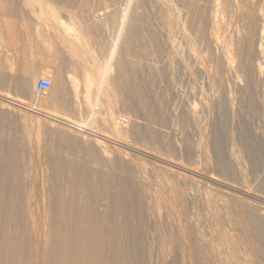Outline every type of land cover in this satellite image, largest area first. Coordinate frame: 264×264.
<instances>
[{"label":"rangeland","instance_id":"rangeland-1","mask_svg":"<svg viewBox=\"0 0 264 264\" xmlns=\"http://www.w3.org/2000/svg\"><path fill=\"white\" fill-rule=\"evenodd\" d=\"M219 1L220 0H0V7H2V9L0 8V32L6 30L10 31L12 27H16L19 33H32L35 35L36 39L43 41L45 49L51 52H57L60 46L66 47L68 54L71 55L73 60L68 71H63L62 66L56 65L54 67L55 71L50 73L2 72L1 69L5 68L2 62L6 52L5 49H2L0 46V228L2 227L4 229L5 227L6 230L8 229L6 231L7 236L11 232L13 234L9 235L11 238L13 236L17 237L18 235L21 238L22 235L26 234L23 238L24 240L26 239L25 242L28 241L29 246L32 244L31 241L33 242L31 247L35 249V251L33 250L35 256L39 253L38 245L47 247L50 254L51 252L49 249L52 250L54 245L53 238L57 236V233H54L58 228L57 226H59L62 231L66 230L68 226L72 232V228H75L74 218H76L75 220L78 222L79 217L77 215H80V211L77 213L76 211L80 208L81 215L86 220L85 222H88V225L90 224L89 227L91 226V230H93L92 228L96 225L94 222H97L96 219H98L100 214H103L107 228L111 226L115 227V225L121 226V234L119 233L121 238L119 234L117 238L120 241L117 240V244L121 246L113 242L115 247L112 245L111 247L114 249L110 247V251H114L116 247L119 246L116 252L119 254L123 253L122 259L124 264H196L198 258L201 259L203 255L206 256L205 253L208 255L206 256L207 259L202 258L198 262L199 264H222L220 261L216 263L217 258L215 255H212L211 251L213 250L210 249L213 246L217 247L215 251L220 253L223 252L221 255L224 254L222 256V259L224 258V264H232V261L230 263V259L232 260L230 246H234L235 244L238 246H234L235 249L237 250L238 248L239 250V252L238 250L236 252L238 257H244H242L243 259L241 257V259L238 258L240 264H248V260L250 264H260L262 261V263H264V247L259 248L262 240H258L259 244H255L258 250H255L256 253L254 254H252L253 251L247 249L248 246L246 242H244L247 236L250 237V239L253 238L251 240L255 242L257 241L256 238L259 239L260 236L262 237L264 235V232L261 233L260 231V229L264 230V206H262L264 204V0H223L220 1L221 3ZM162 4L167 8H163ZM246 6L247 8H245ZM253 6L255 9H252ZM242 11L243 13H241ZM245 14H249L248 17H246L247 15L245 16ZM170 15L171 18L169 21L167 19H169ZM180 15L184 16L181 17ZM172 17H175V19ZM187 18H189V20ZM243 20L245 22H242ZM261 20L263 23H260L262 22ZM168 22L170 23L168 24ZM188 22H190V24ZM67 23H69L68 25L71 24L74 28L76 27L75 30H77L76 33L78 35H76L75 38L63 32L62 25ZM171 23L176 25L173 26ZM226 23L227 25L229 23V25L227 26ZM173 27L176 28L173 29ZM199 29H201L200 31L204 29V32L206 30L208 34H206V32L197 33ZM234 30L236 32H234ZM245 34L248 35L245 36ZM197 35H199L198 38L202 40L199 43L196 42L198 41V38L196 40ZM200 35L204 37L201 38ZM77 36L79 39L77 38L76 40ZM203 38L207 42H205ZM194 40L196 41L194 42ZM236 40H240L239 42L242 40V42L236 45V42L234 43ZM193 42L194 46L192 45V48H190ZM245 43H247V48ZM238 44L240 46H238ZM168 45L169 47H167ZM232 45H234V47ZM235 45L238 49L235 48ZM193 47L195 49H193ZM226 50L229 54L224 52ZM246 52L247 54H244ZM237 53L238 56H236ZM239 53L241 55L243 54L241 59H239L241 56ZM221 54L223 57H220L222 56ZM211 58H214L212 62ZM216 58L224 59L219 61V59ZM201 60L204 64L203 66ZM243 60H245V62H241ZM222 61H224L225 64L227 63V65ZM198 62H201V66ZM220 62L224 65L221 66L222 63ZM216 64L226 68L224 71L229 69L225 71L226 73L222 71V79L225 81L221 79V74L219 77L215 75L217 69ZM240 65H244V67L241 68ZM214 67H216V69ZM192 68L194 69L191 70ZM196 69L201 72L196 71ZM211 70L214 72L212 73ZM240 70H244V73ZM88 71H91V74ZM88 74L90 76H88ZM101 74L105 77L101 76ZM70 75L75 78H81H77L79 82L78 94L74 92L71 86L69 81ZM226 75H229V77ZM85 76H87V78ZM89 77L90 80H92V87L88 89L87 86H85V82L87 85V79H89ZM216 77L217 80L219 79L225 84L222 85V87H224L223 91L221 90L222 87H219L222 83H215L214 80ZM41 78L50 79L52 81V88L46 95L37 98L34 94V87ZM24 83L25 87L23 86ZM22 86L26 88L25 91ZM139 89L144 93H142L143 97L141 94H138L141 93ZM80 92L81 95L79 94ZM135 92H137V95ZM140 96L142 98L146 97L145 99H148L147 102L143 99L144 102H139L140 99H137V97L141 98ZM222 99H224L225 102ZM86 100H88V103L91 102L94 111L90 109ZM21 101H23V104L20 103ZM222 101L223 103L221 106L220 102ZM218 102L219 104H217ZM38 108H44L49 113L58 116H69L72 122L79 124L80 127L65 125L52 120L47 115H40L37 111ZM186 109L188 110L186 111ZM220 110H222L223 113ZM145 111L147 116H145ZM182 114H184L183 116L185 117H183L184 120L181 122ZM189 116L193 124L189 121ZM152 117L154 120L151 119ZM117 125L119 127H117ZM149 126L153 128L152 132H150L151 134H149V131H151ZM168 126H170V128ZM91 131H95L99 135V138H96L95 134H92ZM180 131L183 133L185 132L184 134L186 135ZM141 133L142 135H140ZM150 135L156 137L150 140V137H152ZM172 135L176 138L171 137ZM163 136L165 140L164 138L161 140ZM187 136H189V140L186 139ZM170 137L171 139L174 138L173 141H175H171ZM150 142H153L154 145H152V143L150 144ZM155 142L159 144H157L158 149L155 146ZM168 143L169 145H167ZM219 144L222 145L221 148ZM149 148H153L155 153ZM183 150L188 154L183 152ZM192 151H194L195 154ZM218 152L220 153L219 155H217ZM224 156L228 157L225 158ZM186 157L189 161L191 159L192 161L188 162ZM216 159L219 160L216 161ZM162 160L163 162H160ZM222 162L223 165L226 163L225 168L224 166L220 167L222 166V164H220ZM174 165L176 166L175 168ZM170 167L171 170H168ZM177 167H179L178 170L176 169ZM236 170H238V172ZM172 172H178V174ZM160 176L161 178H159ZM180 180L181 182H179ZM242 185L244 186L241 187ZM168 186L170 189L172 188L171 190L169 189L171 192L168 190ZM175 186L180 189L178 191L179 193L180 191L182 194H184L183 192L187 193L185 194L187 197L184 195L181 199L182 201L175 202L176 200L173 198L174 192L178 190ZM202 187L204 188L202 189ZM235 187L238 190H236ZM172 190L175 191L173 192ZM226 191L230 193L226 195ZM251 192L253 193L251 194ZM198 193L200 195L202 194L204 197L202 198ZM218 193H220L221 197L218 196ZM247 193L249 194L247 195ZM231 194H233V196ZM225 195L226 197L224 198L223 196ZM234 195H242L240 198L244 197L243 199H245L247 205L252 202V205H250L256 209L257 207L255 206L259 205L260 207L258 206V208L260 211L255 209L257 213L252 208L247 209L245 203L243 205L246 208L243 206L244 209L239 208L241 207L239 206L240 204L238 202L235 204L234 202V200L239 197H235L234 199L232 198ZM205 196H207V198ZM211 196L214 198L213 200ZM208 197H210L211 200ZM171 199H174L173 203ZM215 199H218L219 202L217 200V203H214V201L216 202ZM77 202L80 203V205ZM167 202L168 204L171 203V205L166 204ZM230 202L239 206L234 205V211L230 208L231 215H229V208H227L232 205ZM255 202L257 205H255ZM76 203L82 206L84 215L82 214L81 207L77 206ZM218 203L220 206L217 205ZM180 204L181 207L179 206ZM221 204L225 205L221 206ZM87 206L88 208H86ZM172 206L177 207V211ZM217 206H219L221 210ZM75 207H78L77 210ZM212 207L216 210L214 211ZM231 207H233V205ZM85 208L86 212L89 211L88 213H84ZM260 208H262V211ZM251 209L253 211H251ZM245 210H248L249 213H247V211L245 213ZM239 211H242V213ZM170 212H173L174 216H172ZM207 212H209V214ZM254 212L256 216L255 220L252 219L255 216L250 215H254ZM71 213L76 214L74 216L77 217H74ZM239 213L242 214V216ZM57 214L60 215L58 216V218H60L59 220ZM93 214H98L99 216L97 215V218H95ZM245 214L246 217L250 215L247 217V220L251 217L252 220L250 219V221L254 220L256 222L258 218L259 220L261 219L260 221L258 220L260 223H257L258 221L256 222L259 225L254 223V221V224L251 222L249 223V220L245 222L247 221L246 217H243ZM90 215L95 218H92L94 219L92 225ZM209 215L212 217L214 216V219L212 217L210 218ZM232 215H235L236 218ZM218 216L221 217L220 219H222V222ZM180 217L182 221L179 219ZM216 217H218L219 220ZM228 217L230 220H228ZM238 217L239 219L240 217L245 219L244 221L243 219L240 220L243 225L245 224L244 226L241 225ZM11 219H15L13 222L17 225L14 224L12 225L13 227L10 226L9 229L8 222L11 223ZM51 219H57L55 221H59V224L57 223L58 225H56ZM70 219L72 222H70ZM223 219L228 222L224 223ZM232 219L233 223L231 222ZM184 220L186 221L184 222ZM214 220L216 222L218 220L219 223L217 222L216 224ZM213 221L214 225L212 224ZM237 221L238 223L234 224V222ZM68 222L70 223L68 224ZM53 223L55 227L52 226ZM65 223L68 225H64ZM73 223L74 227L71 225V228L70 224ZM176 223L179 228L177 226L175 228ZM6 224L8 227H6ZM186 224H190L189 227L191 231L194 230L195 232V235L194 233L192 234V239L194 238L196 242L192 241L196 244L199 240V243H197L198 246L196 244L197 249L192 242L195 246L194 248L198 250L195 251L198 252V254H196V259L194 255L195 252L193 253L195 249L191 247L193 245L191 244L185 248L187 245H185L180 238L178 239V233L175 232L178 229H187L188 226ZM191 224H193V228ZM237 224H239L240 228L237 227ZM3 225L5 226L3 227ZM24 226H27L26 229L29 230L27 231L28 233H31L32 228L31 235L25 233L26 229H23L25 228ZM212 226L217 228H213ZM241 226L243 228L245 226L253 228L250 230L251 232H248L249 228L247 230L246 227L245 230H247V232L244 233V231L241 230L243 229ZM259 226L260 229L258 228ZM233 227L240 229L239 232ZM167 228H170L169 232ZM216 229H218V233ZM222 230L225 231L221 234L220 232ZM14 231L16 236L14 235ZM38 231L41 232V235ZM214 231L217 234H214ZM234 231L237 232V236L233 234ZM200 232H202V235ZM36 233H38L37 236ZM53 233L55 234L54 236H52ZM224 233L228 234L225 235ZM249 233H252L251 236L253 235V237H251ZM168 234H170V236ZM239 234H241V236H239ZM254 234L258 237L254 238ZM32 235L33 239H30ZM90 235L91 237L94 236L95 231L94 234L91 233ZM164 235H167L166 239ZM196 235L199 239H197ZM215 235H219L220 237L217 239V243L216 241L211 243L216 240L215 238L217 236ZM38 236H42L43 238H41L43 240ZM227 236L229 237L227 238ZM238 236L240 238L243 237L242 240L238 238ZM200 237L203 238L204 241H201ZM224 237L228 239V243L227 241H220L223 239L225 240ZM233 237H237L236 239L239 240L235 241ZM2 239H4V237H2ZM2 239L0 238V240ZM261 239H264V237ZM9 240L10 239H8V241ZM205 241L211 243H207L210 248H208ZM35 242H40L41 244L37 243V245ZM201 242L205 243L200 244ZM218 242L222 245H219ZM34 243L36 245H34ZM169 243L170 245H168ZM215 243L217 245H214ZM25 244L26 250L29 252L27 243ZM205 244L207 246H205ZM263 244L261 247L264 246ZM175 245L176 249L174 248ZM200 245H202L204 249ZM199 246L200 248L198 249ZM221 246H223L222 249L224 250H221ZM190 247L192 248L191 250L189 249ZM214 247L212 249H215ZM201 249L205 252H199ZM26 250L23 251L22 255H24ZM246 251H248L249 254L251 252L253 256L251 254L249 255ZM258 251L259 254L263 251V254L259 255L257 253ZM116 252L114 254L112 252L109 254L110 261H114V256L117 257L118 254L116 255ZM209 253L214 257H210ZM25 254L29 255V253L26 252ZM257 254L259 259H257ZM28 255L26 258L25 256H22L23 259L21 258L22 261L25 259L24 261H26V263L24 264H36L35 261L40 259L39 256V258L33 256L35 257L34 259L29 255L33 259L29 260L30 257ZM245 256L247 257L245 258ZM208 257L211 259L209 260ZM204 259L206 262H202ZM250 260H252V262ZM29 261L33 262L29 263ZM39 263L40 262L37 264Z\"/></svg>","mask_w":264,"mask_h":264},{"label":"bare ground","instance_id":"bare-ground-1","mask_svg":"<svg viewBox=\"0 0 264 264\" xmlns=\"http://www.w3.org/2000/svg\"><path fill=\"white\" fill-rule=\"evenodd\" d=\"M162 1H163V0H162ZM167 1H168V0H167ZM215 1H216V0H215ZM220 1H223V0H220ZM220 1H219V2H220ZM169 2H170V1H169ZM224 2H225V1H224ZM226 2H227V1H226ZM1 3H2V2H1ZM33 3H34V2H33ZM220 3H221V2H220ZM171 4H172V3H171ZM247 4H248V3H247ZM35 5H36V4H35ZM45 5H46V4H45ZM162 5H163V4H162ZM214 5H215V4H214ZM223 5H224V4H223ZM250 5H251V4H250ZM170 6H171V5H170ZM162 7L165 8L166 6L164 7V5H163ZM223 7H224V6H223ZM225 7H226V6H225ZM255 7H256V6H255ZM0 8L2 9V7H0ZM166 8H167V7H166ZM169 8H170V7H169ZM171 8H172V7H171ZM245 8H247V6H246ZM257 8H258V6H257ZM259 8H260V7H259ZM161 9H162V8H161ZM250 9H251V8H250ZM252 9H255L254 6H253ZM165 10H166V9H165ZM213 10H214V9H213ZM237 10H238V9H237ZM256 10H257V9H256ZM262 10H263V9H262ZM262 10H261V12H262ZM166 11H167V10H166ZM214 11H215V10H214ZM225 11H226V10H225ZM179 12H180V11H179ZM223 12H224V11H223ZM256 12H257V11H256ZM170 13H171V12H170ZM172 13H173V12H172ZM227 13H229V12H227ZM241 13H243V11H242ZM250 13H252V12H250ZM253 13H254V12H253ZM46 14H47V13H46ZM179 14H180V13H179ZM184 14H186V13H184ZM188 14H189V13H188ZM223 14H224V13H223ZM225 14H226V13H225ZM37 15H39V14H37ZM37 15H36V16H37ZM49 15H50V14H49ZM171 15H172V14H171ZM171 15H170L169 19H167V20L170 21ZM173 15H174V14H173ZM177 15H178V14H177ZM246 15H247V14H245V16H246ZM248 15H249V14H248ZM248 15H247L246 17H248ZM261 15H262V14H261ZM261 15H260V16H261ZM40 16H42V15H40ZM180 16H181V15H180ZM183 16H184V15H183ZM183 16H181V17H183ZM186 16H187V15H186ZM38 17H39V16H38ZM167 17H168V16H167ZM212 17H213V16H212ZM218 17H219V16H218ZM228 17H229V15H228ZM256 17H258V16H256ZM172 18L175 19V17H172ZM238 18H239V16H238ZM251 18H253V17H251ZM261 18H262V17H261ZM43 19H44V17H43ZM181 19H182V18H181ZM187 19L189 20V18H187ZM229 19H230V18H229ZM232 19H233V18H232ZM249 19H250V18H249ZM254 19H255V18H254ZM258 19H260V18H258ZM60 20H61V19H60ZM171 20H172V19H171ZM235 20H236V18H235ZM240 20H241V19H240ZM176 21H177V20H176ZM183 21H184V19H183ZM220 21H221V20H220ZM257 21H258V20H257ZM261 21H262V20H261ZM165 22H166V20H165ZM174 22H175V21H174ZM233 22H234V21H233ZM242 22H245V21L243 20ZM169 23H170V22H168V24H169ZM179 23H180V21H179ZM188 23L190 24V22H188ZM212 23H213V22H212ZM214 23H215V22H214ZM231 23H232V22H231ZM255 23H257V22H255ZM260 23H263V21L260 22ZM68 24H69V23L62 25V30H63V32H64L66 35L71 36L72 38H73V37L75 38V36L78 35V34L76 33L77 30H75L76 27L74 28L73 26H71V24H70V25H68ZM171 24H172V23H171ZM173 24H174V23H173ZM173 24H172V25H173ZM184 24H185V23H184ZM221 24H222V23H221ZM242 24H243V23H242ZM244 24H245V23H244ZM247 24H248V22H247ZM247 24H246V25H247ZM249 24H250V23H249ZM175 25H176V24H175ZM175 25H173V26H175ZM179 25H180V24H179ZM179 25H178V26H179ZM187 25H188V24H187ZM226 25H227V23H226ZM228 25H229V23H228ZM228 25H227V26H228ZM253 25H254V24H253ZM255 25H256V24H255ZM257 25H258V24H257ZM167 26H168V25H167ZM169 26H170V25H169ZM212 26H213V25H212ZM260 26H261V25H260ZM58 27H59V26H58ZM176 27H177V26H176ZM176 27H173V29L176 28ZM190 27H191V26H190ZM213 27H214V26H213ZM220 27H222V26H220ZM247 27H248V25H247ZM252 27H253V26H252ZM256 27H257V26H256ZM53 28H54V27H53ZM60 28H61V27H60ZM180 28H181V27H180ZM183 28H184V27H183ZM217 28H218V27H217ZM226 28H227V27H226ZM238 28H239V27H238ZM250 28H251V27H250ZM171 29H172V27H171ZM181 29H182V28H181ZM191 29H192V28H191ZM251 29H252V28H251ZM62 30H61V31H62ZM165 30H166V29H165ZM179 30H180V29H179ZM186 30H187V29H186ZM200 30H201V29L197 30V31H198L197 33H199V32H204V31H203L204 29H203L202 31H200ZM219 30H220V29H219ZM223 30H225V29H223ZM230 30H231V29H230ZM257 30H258V29H257ZM260 30H261V29H260ZM27 31H28V30H27ZM43 31H44V30H43ZM184 31H185V30H184ZM184 31H183V32H184ZM258 31H259V30H258ZM63 32H62V33H63ZM165 32H166V31H165ZM174 32H175V31H174ZM183 32H182V33H183ZM205 32H206V30H205ZM205 32H204V33H205ZM223 32H224V31H223ZM230 32H231V31H230ZM234 32H236V31L234 30ZM234 32H233V34H234ZM246 32H247V31H246ZM246 32H245V33H246ZM253 32H254V31H253ZM256 32H257V31H256ZM259 32H260V31H259ZM18 33H19V32H18ZM21 33H22V32H21ZM27 33H28V32H27ZM179 33H181V32H179ZM231 33H232V32H231ZM22 34H23V33H22ZM183 34H184V33H183ZM189 34H190V33H189ZM195 34H196V33H195ZM199 34H200V33H199ZM206 34H208V33L206 32ZM249 34L251 35L250 31H249ZM252 34H253V33H252ZM255 34H257V33H255ZM243 35H244V34H243ZM247 35H248V34H247ZM247 35L245 34V36H247ZM258 35H259V34H258ZM183 36H184V35H183ZM187 36L189 37V35H187ZM198 36H199V35H197L196 40H197ZM233 36H235V35H233ZM233 36H232V37H233ZM245 36H244V37H245ZM255 36H257V35H255ZM259 36H261V35H259ZM263 36H264V35H263ZM184 37H185V36H184ZM188 37H187V38H188ZM200 37H201V35H200ZM202 37H204V36H202ZM202 37H201V38H202ZM206 37H207V36H206ZM228 37H229V36H228ZM241 37H242V36H241ZM252 37H253V36H252ZM77 38H78V36L76 37V40H77ZM189 38H191V37H189ZM237 38H240V37H237ZM254 38H256V37H254ZM78 39H79V38H78ZM191 39H192V38H191ZM205 39H206V38H205ZM244 39H245V38H244ZM180 40H181V39H180ZM196 40H194V42H195ZM203 40H204V38H203ZM249 40H250V39H249ZM82 41H83V40H82ZM182 41H184V40H182ZM191 41H192V40H191ZM200 41H202V40H200V39L198 38V41H196V42L199 43ZM204 41L207 42L206 40H204ZM204 41H203V42H204ZM239 41H240V40H236V41H234V43L236 42V45H237V43L240 44V43L242 42V40H241V42H239ZM257 41H258V40H257ZM194 42L191 44V47H190V48H192V45L194 44ZM205 42H204V43H205ZM246 42H247V41H246ZM254 42H255V41H254ZM258 42H259V41H258ZM168 43H169V42H168ZM173 43H174V42H173ZM180 43H181V42H180ZM232 43H233V42H232ZM250 43H251V41H250ZM250 43H249V44H250ZM196 44H197V43H196ZM239 44H238V46H240ZM243 44H244V43H243ZM246 44H247V43H245V46H246ZM254 44H255V43H254ZM185 45H186V44H185ZM236 45H235V48H237ZM47 46H48V45H47ZM173 46H174V45H173ZM189 46H190V45H189ZM193 46H194V45H193ZM196 46H197V45H196ZM196 46H195V47H196ZM232 46L234 47V45H232ZM248 46H249V45H248ZM257 46H258V45H257ZM167 47H169V45H168ZM227 47H228V46H227ZM258 47H259V46H258ZM171 48H172V47H171ZM174 48H175V46H174ZM183 48H184V47H183ZM186 48H187V47H186ZM235 48H234V49H235ZM242 48H243V47H242ZM246 48H247V46H246ZM254 48H255V47H254ZM193 49H195V48L193 47ZM237 49H238V48H237ZM237 49H235V50H237ZM244 49H245V47H244ZM228 50H229V48H228ZM240 50H241V49H240ZM248 50H249V49H248ZM251 50H252V47H251ZM253 50H254V49H253ZM183 51H184V50H183ZM193 51H194V50H193ZM242 51H243V50H242ZM245 51H246V50H245ZM169 52H170V51H169ZM169 52H168V53H169ZM177 52H178V51H177ZM224 52H227V50L224 51ZM240 52H241V51H240ZM243 52H244V51H243ZM243 52H242V53H243ZM192 53H193V52H192ZM227 53H228V52H227ZM250 53H251V52H250ZM178 54H179V53H178ZM186 54H188V53H186ZM219 54H220V53H219ZM223 54H224V53H223ZM228 54H229V53H228ZM235 54H236V53H235ZM239 54H240V53H239ZM244 54H247V52L244 53ZM248 54H249V53H248ZM193 55H194V54H193ZM221 55H222V54H221ZM226 55H227V54H226ZM240 55H241V54H240ZM242 55H243V54H242ZM242 55L239 57V59L242 58ZM194 56H195V55H194ZM197 56H198V55H197ZM215 56H216V55H215ZM230 56H232V55H230ZM236 56H238V53H237ZM244 56H245V55H244ZM249 56H250V55H249ZM169 57H170V56H169ZM220 57H223V55L220 56ZM191 58H193V57H191ZM195 58H196V57H195ZM195 58H194V59H195ZM237 58H238V57H237ZM247 58H248V57H247ZM196 59H197V58H196ZM201 59H202V58H201ZM211 59H212V58H211ZM213 59H214V58H213ZM213 59L211 60V62L213 61ZM216 59H219V61H221V60L224 59V58H222V59H221V58H216ZM169 60H171V59H169ZM173 60H174V59H173ZM202 60H203V59H202ZM202 60H201V62H202ZM229 60H230V57H229ZM232 60H233V59H232ZM207 61H208V59H207ZM209 61H210V60H209ZM216 61H217V60H216ZM219 61H218V62H219ZM249 61H250V59H249ZM201 62H198V63L200 64V66H201ZM222 62L225 64L226 59H225V62H224V61H222ZM222 62H220V63H222ZM229 62H230V61H229ZM239 62H240V61H239ZM241 62H245V60H243V61H241ZM246 62H247V60H246ZM178 63H179V62H178ZM213 63H214V62H213ZM223 63H222V65H221V64H220V65L223 66V65H224ZM237 63H238V62H237ZM169 64H170V63H169ZM172 64H174V63H172ZM206 64H207V63H206ZM210 64H212V63H210ZM238 64H239V63H238ZM240 64H242V63H240ZM243 64H244V63H243ZM245 64H246V63H245ZM193 65H194V64H193ZM196 65H197V64H196ZM203 65H204V64H203V62H202V66H203ZM216 65H217V66H216L217 69H216V67H214V68L216 69V71H215V75H217V76L219 77V75L221 74L220 76H221V79H222V71H224V69H226V68H223V67H221V66H218V64H216ZM225 65H227V63H226ZM184 66H185V65H184ZM189 66H190V65H189ZM229 66H230V63H229ZM240 66H241V68L244 67V65H243V66L240 65ZM249 66H250V65H249ZM194 67H195V66H194ZM212 67H213V66H212ZM238 67H239V66H238ZM78 68H79V67H78ZM196 68H197V67H196ZM207 68H208V67H207ZM207 68H206V69H207ZM239 68H240V67H239ZM241 68H240V69H241ZM79 69H80V68H79ZM184 69H185V67H184ZM193 69H194V68H192L191 70H193ZM200 69H201V68H200ZM211 69H212V68H211ZM227 69H228V68H227ZM230 69H231V68H230ZM85 70H86V69H85ZM201 70H202V69H201ZM203 70H204V69H203ZM228 70H229V69H228ZM228 70H225V71H228ZM244 70L246 71L245 68H244ZM244 70H243V71L240 70V71H242V73H244ZM196 71L201 72L200 70H197V69H196ZM206 71H207V70H206ZM211 71H212V70H211ZM225 71H224V73H226ZM230 71H231V70H230ZM247 71H248V70H247ZM88 72L90 73L91 71H88ZM92 72H93V71H92ZM207 72H208V71H207ZM213 72H214V71H212V73H213ZM248 72H250V71H248ZM192 73H193V72H192ZM203 73H206V72H203ZM240 73H241V72H240ZM250 73H251V72H250ZM80 74H81V73H80ZM90 74H91V73H90ZM208 74H209V72H208ZM246 74H247V73H246ZM192 75H193V74H192ZM224 75H225V74H224ZM80 76H81V75H80ZM88 76H90V75L88 74ZM97 76H98V75H97ZM101 76H103V75L101 74ZM203 76H204V74H203ZM211 76H212V74H211ZM226 76H227V75H226ZM248 76H249V74H248ZM85 77L87 78V76H85ZM92 77H94V76H92ZM99 77H100V76H99ZM99 77H98V78H99ZM103 77H105V76H103ZM205 77H206V76H205ZM212 77H213V76H212ZM223 77H224V76H223ZM227 77H229V75H228ZM245 77H246V76H245ZM250 77H251V76H250ZM77 78H78V77H77ZM77 78H75V77H73V76H71V75L69 76V81H70L71 86H72V88H73V90H74V92H75L76 94H78V88H79V82H78ZM96 78H97V77H96ZM78 79H81V78L79 77ZM94 79H95V78H94ZM213 79H214V78H213ZM224 79H225V77H224ZM226 79H227V78H226ZM103 80H104V79H103ZM216 80H217V77H216V79L214 80L216 84H218V83L220 84V82L222 83V84L219 85V87H222V85H225V84H223V82L220 81L219 79L217 80V81H219V82H217ZM222 80H223V79H222ZM247 80H248V79H247ZM250 80H251V79H250ZM134 81H135V80H134ZM209 81H210V80H209ZM214 81H213V83H214ZM223 81H225V80H223ZM248 81H249V80H248ZM104 82H105V81H104ZM104 82H103V83H104ZM192 82H193V81H192ZM250 82H252V81H250ZM80 83H81V81H80ZM96 84H97V83H96ZM80 85H81V84H80ZM93 85H94V84H93ZM192 85H193V84H192ZM23 86L25 87V83H24ZM23 86H22V87H23ZM85 86H87L88 89H89L90 87H92V80H90V77H89V79H87V85H86V82H85ZM213 86H214V85H213ZM249 86H250V85H249ZM24 87H23V88H24ZM26 87H27V86H26ZM195 87H197V86H195ZM215 87H216V86H215ZM217 87H218V85H217ZM87 88H86V89H87ZM207 88H208V87H207ZM223 88H224V87H222V89H221V88H220V89L223 91ZM250 88H251V87H250ZM25 89H26V88H24V91H25ZM196 89H197V88H196ZM213 89H214V88H213ZM220 89H219V90H220ZM248 89H249V88H248ZM139 90H140V89H139ZM139 90H138V91H139ZM215 90H216V89H215ZM79 91H80V90H79ZM138 91H137V92H138ZM137 92H135V94H136ZM139 92H141V93H138V94H141V96H142V93H143V92H142L141 90H140ZM198 92H199V91H198ZM75 93H74V94H75ZM203 93H204V92H203ZM205 93H207V92H205ZM209 93H210V92H209ZM79 94L81 95V92H80ZM143 94H144V93H143ZM196 94H197V93H196ZM219 94H220V92H219ZM80 95H79V97H80ZM136 95H137V94H136ZM208 95H210V94H208ZM220 95H221V94H220ZM223 95H224V94H223ZM223 95H222V97H223ZM84 96H85V95H84ZM86 96H88V95H86ZM141 96H140V97H141ZM204 96H205V95H204ZM88 97H89V96H88ZM88 97H86V98H88ZM142 97H143V96H142ZM142 97H141V98H138V97H137V99H140L139 102H144L143 100H146V102H147L148 99H145V98H146L145 96H144L145 98H142ZM216 97H217V96H216ZM218 98H219V97H218ZM88 99H90V98H88ZM142 99H143V100H142ZM211 99H212V98H211ZM222 100H224V99H222ZM86 101H87V103H88V100H86ZM89 101H90V100H89ZM204 101H205V100H204ZM215 101H216V100H215ZM219 101H221V100H219ZM22 102H23V101H21L20 103H22ZM137 102H138V101H137ZM224 102H225V100H224ZM112 103H113V102H112ZM222 103H223V101L220 102L221 106H222ZM22 104H23V103H22ZM88 104H89V106H90V109H92V111H94L93 106L91 105V102H89ZM139 104H140V103H139ZM201 104H202V102H201ZM210 104H212V103H210ZM217 104H219V102H218ZM225 104H226V103H225ZM113 105H114V104H113ZM111 106H112V105H111ZM141 106H142V105H141ZM144 106H145V105H144ZM214 106H215V105H214ZM225 106H226V105H225ZM204 107H205V106H204ZM217 107H218V105H217ZM88 108H89V107H88ZM143 108H144V107H143ZM143 108H142V109H143ZM220 108H221V107H220ZM209 109H210V108H209ZM224 109H225V108H224ZM113 110H114V109H113ZM145 110H146V109H145ZM187 110H188V109H186V111H187ZM217 110H218V109H217ZM37 111H38V114L43 115V116H44V115H47L49 118H51V119L54 120V121H57V122L63 123V124H65V125H71V126L74 125V126H78V127H80L79 124H76V123L72 122V120H71V118H70L69 116H58V115H55V114L49 113V112L46 111L44 108H38ZM92 111H91V112H92ZM96 111H98V110H96ZM183 111H184V110H183ZM218 111H219V110H218ZM220 111H222V110H220ZM147 112H148V111H147ZM112 113H113V112H112ZM145 113H146V111H145ZM184 113H185V112H184ZM190 113H191V112H190ZM222 113H223V111H222ZM188 114H189V113H188ZM112 115H113V114H112ZM183 115H184V114H182L181 122H182V120H184L183 117H185V116H183ZM222 115H223V114H222ZM145 116H147V113H146ZM180 116H181V115H180ZM186 116H187V115H186ZM114 117H115V114H114ZM149 117H150V114H149ZM153 117H154V115H153ZM153 117H152L151 119H153ZM156 117H157V116H156ZM156 117H155V118H156ZM112 118H113V117H112ZM146 118H147V117H146ZM158 118H159V117H158ZM179 118H180V117H179ZM189 118H190V116H189ZM201 118H202V117H201ZM195 119H196V118H195ZM113 120H114V118H113ZM115 120H116V119H115ZM153 120H154V119H153ZM158 120H159V119H158ZM160 120H161V119H160ZM188 120H189V119H188ZM191 120H192V119L190 118L189 121H191ZM201 121H202V120H201ZM149 122H151V121H149ZM152 122H153V121H152ZM161 122H162V120H161ZM161 122H159V123H161ZM165 122H166V121H165ZM145 123H146V122H145ZM154 123H155V122H154ZM191 123H192V121H191ZM40 124H41V123H40ZM113 124H114V123H113ZM117 124H118V123H117ZM149 124H150V123H149ZM192 124H193V123H192ZM114 125H115V124H114ZM145 125H146V124H145ZM151 125H152V124H151ZM156 125H157V124H156ZM156 125H155V126H156ZM166 126H167V124H166ZM194 126H195V125H194ZM194 126H193V127H194ZM117 127H119V126L117 125ZM149 127H150V126H149ZM162 127H163V125H162ZM168 127L170 128V126H168ZM143 128H144V127H143ZM146 128H148V127H146ZM166 128H167V127H166ZM169 128H168V129H169ZM149 129H151V131H149V134H151L150 132H152L153 128L150 127ZM155 129H156V128H155ZM161 129H162V128H161ZM164 129H165V128H164ZM146 130H147V129H146ZM165 130H166V129H165ZM202 130H203V128H202ZM121 131H122V130H121ZM141 132H142V131H141ZM144 132H145V130H144ZM144 132H143V133H144ZM154 132H155V130H154ZM169 132H170V131H169ZM174 132H175V131H174ZM176 132H177V131H176ZM180 132L183 133L182 131H180ZM180 132H179V133H180ZM186 132H187V131H186ZM197 132H198V131H197ZM91 133H92V134H95V137H96V138H99V135H98L95 131H91ZM138 133H139V132H138ZM147 133H148V132H147ZM156 133H157V132H156ZM158 133L161 134L160 132H158ZM162 133H164V132H162ZM167 133H168V132H167ZM184 133H185V132H184ZM184 133H183V134H184ZM135 134H136V133H135ZM144 134H145V133H144ZM149 134H148V135H149ZM153 134H154V133H153ZM153 134H152V135H153ZM165 134H166V133H165ZM176 134H177V133H176ZM183 134H182V137H183ZM195 134H196V133H195ZM200 134H201V133H200ZM140 135H142V133H141ZM145 135H146V134H145ZM152 135H150V136H152ZM156 135H158V134H156ZM169 135H170V134H169ZM184 135H186V134H184ZM201 135H202V134H201ZM203 135H204V134H203ZM158 136H159V135H158ZM164 136H165V135H164ZM164 136L162 137L161 140H163ZM176 136H177V135H176ZM180 136H181V134H180ZM189 136H190V135H189ZM189 136H187L186 139H188ZM222 136H223V135H222ZM154 137H156V136H154ZM154 137H153V136L150 137V140H151L152 138H154ZM171 137H174V136L172 135ZM171 137H170V140H171V141H173V139L176 138V137H174V138L171 139ZM178 138H179V137H178ZM184 138H185V137H184ZM157 139H158V138H157ZM179 139H180V138H179ZM190 139H191V137H190ZM218 139L220 140L219 137H218ZM153 140H155V139H153ZM164 140H165V138H164ZM168 140H169V139H168ZM168 140H167V141H168ZM188 140H189V139H188ZM192 140H193V138H192ZM219 140H218V141H219ZM155 141H156V140H155ZM174 141H175V140H174ZM174 141H173V142H174ZM177 141H178V140H177ZM177 141H176V142H177ZM184 141H185V139H184ZM190 141H191V140H190ZM168 142H169V141H168ZM193 142H194V141H193ZM193 142H192V143H193ZM216 142H217V141H216ZM151 143H152V145H154L153 142H150V144H151ZM161 143H162V142H161ZM181 143H182V141H181ZM204 143H205V142H204ZM220 143H221V142H220ZM155 144H156L155 146L157 147L158 142H157V143L155 142ZM165 144H166V142H165ZM175 144H176V143H175ZM178 144H180V143H178ZM186 144H187V142H186ZM186 144H185V146H186ZM214 144H215V143H214ZM217 144H218V143H217ZM217 144H216V145H217ZM158 145H159V144H158ZM161 145H162V144H161ZM167 145H169V143H168ZM188 145H189V144H188ZM197 145H198V144H197ZM219 145H220V144H219ZM223 145H224V144H223ZM165 146H166V145H165ZM181 146H182V144H181ZM206 146H207V145H206ZM152 147H153V146H152ZM174 147H175V146H174ZM186 147H187V146H186ZM201 147H204V146H201ZM217 147H218V145H217ZM221 147H222V145H220V148H221ZM153 148H154V147H153ZM153 148H149V149H150V150L152 149L153 152H154L155 150H154ZM162 148H163V147H162ZM180 148H181V147H180ZM190 148H191V146H190ZM157 149H158V147H157ZM157 149H156V151H157ZM192 149H193V146H192ZM192 149H190V150H192ZM203 149H205V148H203ZM215 149H216V147H215ZM215 149H214V150H215ZM187 150H188V148H187ZM190 150H189V151H190ZM194 151H195V150H194ZM194 151H192V152H194ZM201 151H202V150H201ZM218 151H219V150H218ZM153 152H151V153H153ZM183 152H185V151L183 150ZM196 152H197V151H196ZM204 152H205V150H204ZM216 152H217V151H216ZM154 153H155V152H154ZM185 153H187V152H185ZM189 153H191V152H189ZM156 154H157V153H156ZM187 154H188V153H187ZM194 154H195V152H194ZM203 154H204V153H203ZM219 154H220V153L218 152L217 155H219ZM149 155H150V154H149ZM189 155H190V154H189ZM191 155H192V154H191ZM208 155H209V154H208ZM232 155H233V154H232ZM155 156H157V155H155ZM155 156H154V157H155ZM185 156H186V154H185ZM220 156H221V155H220ZM154 157H153V158H154ZM187 157H188V155H187ZM187 157H186V158H187ZM193 157H194V156H193ZM224 157L226 158V157H228V156H224ZM159 158H160V157H159ZM159 158H158V159H159ZM172 158H173V157H172ZM189 158H190V157H189ZM201 158H202V157H201ZM207 158H208V157H207ZM160 159H161V158H160ZM195 159H196V158H195ZM166 160H168V159H166ZM169 160H170V159H169ZM175 160H176V159H175ZM186 160H188V162L192 161V159L189 161L188 158H187ZM218 160H219V159H218ZM218 160L216 159V161H218ZM220 160H222V159H220ZM235 160H236V159H235ZM172 161H173V160H172ZM224 161H226V160H224ZM232 161H233V160H232ZM160 162H163V160L160 161ZM186 162H187V161H186ZM205 162H206V161H205ZM205 162H204V163H205ZM230 162H231V161H230ZM173 163H174V162H173ZM179 163H180V162H179ZM194 163H195V161H194ZM231 163H232V162H231ZM231 163H230V164H231ZM233 163H234V162H233ZM166 164H167V163H166ZM170 164H171V163H170ZM192 164H193V162H192ZM220 164H222V166H220V167H223V166H224V168L226 167V165H225L226 163H225L224 165H223V162L220 163ZM159 165H160V164H159ZM179 165H180V164H179ZM183 165H184V164H183ZM197 165H198V160H197ZM238 165H239V164H238ZM167 166H168V165H167ZM172 166H173V164H172ZM185 166H186V165H185ZM187 166H188V164H187ZM218 166H219V165H218ZM239 166H240V165H239ZM175 167H176V166L174 165V168H175ZM190 167H191V166H190ZM204 167H205V166H204ZM204 167H203V168H204ZM220 167H219V168H220ZM235 167H236V166H235ZM164 168H165V167H164ZM164 168H163V169H164ZM172 168H173V167H172ZM178 168H179V167H177L176 169L178 170ZM181 168H182V167H181ZM195 168H196V167H195ZM219 168H218V169H219ZM163 169H162V170H163ZM220 169H223V168H220ZM220 169H219V170H220ZM235 169H236V168H235ZM166 170H167V169H166ZM168 170H171V167H170V169H168ZM172 170H175V169H172ZM197 170H198V168H197ZM210 170H212V169H210ZM224 170H225V169H224ZM224 170H223V171H224ZM226 170H227V169H226ZM241 170H242V169H241ZM163 171H164V170H163ZM202 171H203V170H202ZM204 171H205V170H204ZM206 171H207V170H206ZM228 171H229V170H228ZM228 171H226V172H228ZM236 171L238 172V170H236ZM167 172H168V171H167ZM191 172H192V171H191ZM240 172H241V171H240ZM243 172H244V171H243ZM158 173H159V172H158ZM172 173H176V174H178V172H172ZM180 173H181V172H180ZM213 173H214V172H213ZM159 174H160V173H159ZM161 174H162V173H161ZM204 174H205V173H204ZM226 174H227V173H226ZM174 175H175V174H174ZM179 175H180V174H179ZM196 175H197V174H196ZM227 175H229V174H227ZM234 175H235V174H234ZM200 176H201V175H200ZM224 176H225V174H224ZM235 176H237V175H235ZM169 177H170V175H169ZM213 177H214V176H213ZM216 177H217V176H216ZM218 177H219V176H218ZM159 178H161V176H160ZM173 178H174V177H173ZM179 178H180V177H179ZM181 178H182V177H181ZM210 178H211V177H210ZM242 178H243V177H242ZM163 179H164V178H163ZM163 179H162V180H163ZM177 179H178V177H177ZM184 179H185V178H184ZM238 179L242 180L241 178H238ZM162 180H161V181H162ZM165 180H166V179H165ZM185 180H186V179H185ZM216 180H217V179H216ZM163 181H164V180H163ZM182 181H183V179H182ZM186 181H187V180H186ZM199 181H200V180H199ZM221 181H222V180H221ZM246 181H247V180H246ZM166 182H167V181H166ZM168 182H169V181H168ZM175 182H176V180H175ZM179 182H181V180H180ZM184 182H185V181H184ZM197 182H198V181H197ZM247 182H248V181H247ZM164 183H165V182H164ZM170 183H171V182H170ZM186 183H187V182H186ZM242 184H244V183H242ZM167 185H168V184H167ZM172 185H173V184H172ZM172 185H171V187H172ZM175 185H176V184H175ZM200 185H201V184H200ZM230 185H231V183H230ZM232 185H233V184H232ZM244 185H245V184H244ZM244 185H242L241 187H243ZM177 186H178V185H177ZM209 186H210V185H209ZM212 186H214V185H212ZM168 187H169V186H168ZM175 187H176V186H175ZM199 187H200V186H199ZM232 187H233V186H232ZM232 187H231V188H232ZM239 187H240V186H239ZM173 188H174V186H173ZM176 188L178 189V190H176L177 192H176L175 190H174L175 192L172 190V191L174 192V194H173V198L176 200L175 202H177V201H182L181 199H182V198L184 197V195L187 194V193H185V192H183V191H182V192H183L184 194H182L181 191H180V193H179L178 191H179L180 189H179L178 187H176ZM203 188H204V187H202V189H203ZM216 188H217V187H216ZM224 188H225V187H224ZM235 188H236V187H235ZM164 189H165V188H164ZM169 189H170V187L168 188V190H169ZM171 189H172V188H171ZM171 189H170V190H171ZM218 189H220V188H218ZM243 189H244V188H243ZM248 189H249V187H248ZM251 189H252V188H251ZM170 190H169V191H170ZM208 190H209V188H208ZM211 190H212V189H211ZM223 190H224V189H223ZM236 190H238V189L236 188ZM241 190H242V189H241ZM244 190H245V189H244ZM186 191H187V190H186ZM192 191H193V190H192ZM239 191H240V190H239ZM248 191H249V190H248ZM162 192H163V190H162ZM165 192H166V191H165ZM170 192H171V191H170ZM188 192H189V191H188ZM200 192H201V191H200ZM217 192H218V191H217ZM220 192H222V191H220ZM223 192H224V191H223ZM242 192H243V191H242ZM249 192H250V191H249ZM229 193H230V192H229ZM229 193L226 191L225 194L228 195ZM252 193H253V192H251V194H252ZM161 194H162V193H161ZM189 194H190V193H189ZM207 194H208V193H207ZM234 194H236V193H234ZM237 194H238V193H237ZM248 194H249V193H247V195H248ZM182 195H183V196H182ZM198 195H200V194L198 193ZM210 195H211V193H210ZM210 195H209V196H210ZM223 195H224V194H223ZM226 195L223 196V197L225 198ZM231 195L233 196V194H231ZM171 196H172V195H171ZM181 196H182V197H181ZM185 196L187 197V195H185ZM200 196H201L202 198L204 197V196H202V194H201ZM212 196H213V194H212ZM212 196H211V197H212ZM218 196H220V193H218ZM229 196H230V195H229ZM240 196H242V195H240ZM240 196H239V195H237V196L234 195V197H232V198L235 199V197H239V198H236V199L234 200V202H235V204H236V202H238V203L240 204L239 206H241V207H239L238 205L232 204L231 202H230V203L233 205V207H231L232 205L229 206V205H228L229 203L227 204V205L229 206V207H227V208H229V213H230L229 215H231L230 208L233 210V209H234V205H235V206H238L239 208H243V207H244L243 204L245 203V199H243L244 197H243V198H240ZM243 196H244V195H243ZM186 197H185V198H186ZM189 197H190V196H189ZM196 197H199V196H196ZM196 197H195V198H196ZM205 197L207 198V196H205ZM220 197H221V196H220ZM258 197H259V196H258ZM169 198H170V197H169ZM195 198H194V199H195ZM206 198H205V199H206ZM208 198L211 200L210 197H208ZM216 198H217V197H216ZM224 198H223V199H224ZM230 198H231V197H230ZM232 198H231V199H232ZM252 198H253V197H252ZM174 199H171V200H172V203H173V200H174ZM213 199H214V198L212 197V200H213ZM218 199H219V198H218ZM218 199H215L216 202L214 201V203H217V200H218ZM220 199H221V198H220ZM227 199H228V198H227ZM188 200H190V199H188ZM207 200H208V199H207ZM210 200H209V201H210ZM229 200H230V199H229ZM153 201H154V200H153ZM169 201H170V200H169ZM185 201H186V200H185ZM192 201H193V200H192ZM192 201H191V202H192ZM194 201H195V200H194ZM224 201H225V200H224ZM246 201H248V200H246ZM183 202H184V201H183ZM183 202H182V203H183ZM191 202H190V203H191ZM204 202H206V201H204ZM204 202H202V203H204ZM218 202H219V200H218ZM225 202H226V201H225ZM225 202H224V203H225ZM232 202H233V200H232ZM77 203H78V202H77ZM77 203H76V205H77ZM82 203H83V202H82ZM152 203H153V202H152ZM162 203H163V202H162ZM164 203H165V202H164ZM184 203H185V202H184ZM187 203H188V202H187ZM193 203H194V202H193ZM222 203H223V202H222ZM241 203H242V204H241ZM78 204L80 205V203H78ZM156 204H157V203H156ZM166 204H168V202H167ZM195 204H196V203H195ZM250 204L252 205V202H251ZM250 204L247 205V204L245 203V206H247V209L252 208V209H254L255 212H257L256 210H259V208H258L259 205H257L256 202H255V205H257V206H255V207H257V209L254 208L253 206H251ZM79 205H77V206H79ZM83 205H85V204H83ZM86 205H87V204H86ZM152 205H153V204H152ZM168 205H171V203L168 204ZM176 205H177V204H176ZM204 205H206V204H204ZM212 205H213V204H212ZM217 205H219V203H218ZM222 205H225V204H221V206H222ZM153 206H156V205H153ZM157 206H158V205H157ZM160 206H161V205H160ZM165 206H166V205H165ZM174 206H175V205H174ZM177 206H178V205H177ZM179 206L181 207V204H180ZM215 206H216V204H215ZM219 206H220V205H219ZM219 206H217V207H219ZM242 206H243V207H242ZM262 206H264V204H263ZM262 206H261V207H262ZM79 207H81V209H82V206H79ZM84 207H85V206H84ZM167 207H168V206H167ZM172 207H173V206H172ZM185 207H186V206H185ZM185 207H184V208H185ZM208 207H211V206H208ZM217 207H216V208H217ZM248 207H249V208H248ZM259 207H260V206H259ZM75 208H76V207H75ZM77 208H78V207H77ZM77 208H76V210H77ZM86 208H88V206H87ZM86 208L84 209V210H85L84 213H88V212H89V211L86 212ZM173 208L176 209L177 207H173ZM199 208H200V206H199ZM202 208H203V207H202ZM205 208H207V207H205ZM219 208H220V207H219ZM225 208H226V207H225ZM227 208H226V210L228 211ZM239 208H237V209L240 210ZM244 208H246V207H244ZM244 208H243V209H244ZM78 209H79L78 211H76V210L74 209V210L76 211V213L80 211V215H79V214L77 215V216L79 217L78 222H76V220H75L76 218H74L75 225H74V223H73V224H70V227H71V228H72L73 225L75 226V228H72V232L70 231V228H69L68 226H67V228L64 226V227L66 228V230H64V231H62V229H61L59 226H57V227H58L57 230L54 229L56 232H54V230H53V232H54L55 234L57 233V234H56L57 236H56V238H55V237L53 238L54 240L52 239V240H53V244H54V245H53V249L51 248L52 250H50V249L48 248L49 251L51 252L50 254H49V252H48V250H47V247L42 246V245L40 246V245L37 244V243L41 244V243H40L41 240H40V242H37V243L35 242V243L38 245V248H39V249H38V252H39V253L37 252L38 255H36L37 258L40 257V259H37V258H36L37 261L40 262L39 264H124V263H123V259H122V258H123V256H122L123 253L121 252L122 250L119 251V252L122 253V254H119V253L116 252V249H118L119 246H121V245L117 244L118 234H119V233L121 234V226H120V225H115V227H112V226H111L110 228H107L106 225H105V222H106V221H105V219H104L103 214H100V216H99L98 214H93V216L95 215V218H97V215H98L99 217H98V219H96L97 222H94L96 225L94 226V228H92L93 230H91V228H90L91 226L89 227L90 224L88 225V222H87V223L85 222L86 220H85L84 217L81 215V210H80V208H78ZM212 209H213V207H212ZM243 209H242V211H243ZM252 209H251V211H253ZM255 209H256V210H255ZM260 209H261V211H262V208H260ZM17 210H19V209H17ZM25 210H26V208H25ZM68 210H69V209H68ZM87 210H90V209H87ZM155 210H156V209H155ZM166 210H167V209H166ZM169 210H170V208H169ZM178 210L180 211L179 208H178ZM181 210H182V209H181ZM213 210H214V209H213ZM215 210H216V209H215ZM215 210H214V211H215ZM220 210H221V208H220ZM223 210H225V209H223ZM235 210H236V209H235ZM14 211H15V210H14ZM59 211H60V209H59ZM70 211H71V210H70ZM92 211H94V210H92ZM176 211H177V209H176ZM203 211H204V210H203ZM205 211H206V210H205ZM233 211H234V210H233ZM242 211H241V212L239 211V212L242 213ZM246 211H247V213H249L248 210H245L244 212L246 213ZM259 211H260V210H259ZM60 212H61V211H60ZM168 212H169V211H168ZM217 212H218V211H217ZM255 212H254V215H252V214H253L252 212H251L252 214H250V215H251V216H255ZM263 212H264V211H263ZM15 213H16V212H15ZM31 213H32V212H31ZM91 213H95V212H91ZM91 213H90V214H91ZM98 213H99V211H98ZM170 213H171L172 216H174V215H173V212H170ZM207 213L209 214V212H207ZM221 213H222V211H221ZM224 213H225V212H224ZM226 213H227V212H226ZM240 213H239V214H240ZM257 213H258V212H257ZM259 213H260V212H259ZM13 214H14V213H13ZM23 214H24V213H23ZM25 214H26V213H25ZM59 214H60V213H59ZM71 214H73V213H71ZM82 214H83V209H82ZM165 214H166V213H165ZM174 214H175V212H174ZM200 214H202V213H200ZM214 214H215V213H214ZM214 214H213V215H214ZM217 214H218V213H217ZM222 214H223V213H222ZM234 214H235V213H234ZM237 214H238V212H237ZM260 214H261V213H260ZM260 214H259V215H260ZM14 215H15V214H14ZM21 215H22V214H21ZM74 215H76V214H73V216H74ZM83 215H84V214H83ZM86 215H87V214H86ZM154 215H155V214H154ZM171 215H170V216H171ZM175 215H176V214H175ZM227 215H228V214H227ZM240 215L242 216V214H240ZM250 215H248L247 217H249ZM48 216H49V215H48ZM58 216H60V215L57 214V218H58ZM64 216H65V215H64ZM77 216H74V217H77ZM90 216H91V215H90ZM149 216H150V215H149ZM178 216H179V215H178ZM200 216H201V215H200ZM204 216H205V215H204ZM209 216H210V215H209ZM219 216H220V213H219ZM219 216H218V217H219ZM232 216H233V215H232ZM232 216H231V217H232ZM260 216H261V215H260ZM85 217H86V216H85ZM206 217H207V216H206ZM211 217H212V216H210V218H211ZM213 217H214V216H213ZM213 217H212V218H213ZM218 217H216V218L218 219ZM229 217H230V216H229ZM229 217H228V220H230V218H231V217H230V218H229ZM233 217H235V215H234ZM233 217H232V218H233ZM243 217L245 218V217H246V214H245ZM247 217H246V220H247ZM261 217H262V216H261ZM263 217H264V214H263ZM10 218H11V217H10ZM15 218H16V217H15ZM63 218H65V217H63ZM92 218H94V217L91 216V218H90V219H91V220H90V221H91V225H92L93 220L95 219V218H94V219H92ZM183 218H184V217H183ZM207 218H208V217H207ZM220 218H221V217H219V219H220ZM223 218H224V217H223ZM235 218H236V217H235ZM235 218H234V219H235ZM244 218H241V217H240V219H239V217H238L239 222H240V220H242V219H243V221H244V220H245ZM40 219H41V218H40ZM49 219H50V218H49ZM59 219H60V218H58V220H59ZM66 219H67V218H66ZM86 219H87V217H86ZM163 219H164V218H163ZM175 219H176V217H175ZM175 219H174V220H175ZM179 219H181V217H180ZM213 219H214V218H213ZM213 219H210V220H213ZM219 219H218V220H219ZM250 219H251V217H250ZM250 219L248 218L249 223H250V222L253 223V221L256 219V216L252 218V219H254L253 221H250ZM252 219H251V220H252ZM263 219H264V218H263ZM11 220H12L11 223L8 222V223H9V227H8L7 224H6V227H8L9 229H10V226H12V225L15 224V222H13V221H15V219H11ZM51 220H52V219H51ZM55 220H57V219H55ZM55 220H52V221H54V222L56 223V225H58V224H59V221L57 222V221H55ZM70 220H71V219H70ZM218 220H217V222H218ZM221 220H222V219H220V221H221ZM223 220H224V219H223ZM225 220H226V218H225ZM225 220H224V223L228 222V221H225ZM236 220H237V219H236ZM248 220L245 221V222H248ZM258 220H259V218L257 219V221H258ZM260 220H261V219H260ZM260 220H259V221H260ZM61 221H62V220H61ZM66 221H67V220H66ZM66 221H65V222H66ZM90 221H89V223H90ZM164 221H165V220H164ZM176 221H177V220H176ZM181 221H182V219H181ZM185 221H186V220H184V222H185ZM190 221H191V220H190ZM190 221H189V223H190ZM195 221H196V220H195ZM214 221H215V220H214ZM214 221L212 222V224L214 223ZM234 221H235V220H234ZM257 221H256V222H257ZM259 221H258L257 223H260ZM262 221H263V220H262ZM16 222H17V221H16ZM70 222H72V220H71ZM70 222H68V224H69ZM217 222L215 221L216 224H217ZM221 222H222V221H221ZM229 222H230V221H229ZM231 222L233 223V219L231 220ZM231 222H230V223H231ZM256 222L254 221V223H256ZM25 223H26V222H25ZM38 223H39V222H38ZM57 223H58V224H57ZM173 223H174V222H173ZM179 223H180V222H179ZM218 223H219V222H218ZM235 223H238V221H237V222H234V224H235ZM240 223H241V222H240ZM254 223H253V224H254ZM257 223H256V224H257ZM48 224H49V223H48ZM68 224L65 223L64 225H68ZM76 224H77V226H76ZM187 224H188V222H187ZM187 224H186V225H187ZM198 224H199V223H198ZM212 224H211V225H212ZM221 224H222V223H221ZM221 224H219V225H221ZM228 224H229V223H228ZM234 224H233V226H234ZM15 225H17V224H15ZM24 225H25V224H24ZM28 225H29V224H28ZM62 225H63V224H62ZM71 225H72V226H71ZM177 225H178V224L176 223V224H175V228H176ZM189 225H190V224H189ZM189 225H187L188 228L190 229V230H189V229L187 228L189 231H188L187 229H185V230L178 229L177 231H175V232L178 233V235H177V236H179L178 239L180 238V240H182L183 243H184L185 245H187L185 248H187L188 246H190V245L192 244V242L194 241V238L192 239V237H193L192 234L194 233V235H195V232H194V230L191 231V228L189 227ZM191 225H192L191 227L193 228V224H191ZM194 225H195V224H194ZM196 225H197V224H196ZM213 225H214V224H213ZM219 225H218V227H219ZM222 225H223V224H222ZM229 225H230V224H229ZM237 225H238L237 227L240 228V227H239V224H237ZM241 225L244 226L245 224L243 225V224L241 223ZM257 225H259V224H257ZM4 226H5V225H3V227H4ZM52 226H54V223L52 224ZM60 226H61V225H60ZM74 226H73V227H74ZM165 226H166V225H165ZM197 226H198V225H197ZM197 226H196V227H197ZM208 226H209V225H208ZM231 226H232V224H231ZM242 226H241V227H242ZM12 227H13V226H12ZM21 227H22V226H21ZM21 227H20V228H21ZM24 227H25V226H24ZM40 227H41V226H40ZM54 227H55V226H54ZM88 227L90 228V230H89ZM166 227H167V226H166ZM177 227H178V226H177ZM212 227H213V226H212ZM214 227H215V226H214ZM214 227H213V228H214ZM224 227H225V224H224ZM227 227H228V226H227ZM227 227H226V228H227ZM237 227H235V228L237 229ZM246 227H247V226H245L244 228L242 227L243 229H241L242 231H244V233H246L247 230H248V228H249V227H247V230H245ZM261 227H263V226H261ZM16 228H17V227H16ZM26 228H27V226H26L25 228H23V229H26ZM65 228H64V229H65ZM173 228H174V226H173ZM178 228H179V227H178ZM181 228H182V226H181ZM209 228H210V227H209ZM213 228H212V229H213ZM215 228H217V227H215ZM231 228H232V227H231ZM233 228H234V227H233ZM235 228H234V229H235ZM252 228H253V227L249 228L248 232H251L250 230H251ZM258 228L260 229V226H259ZM258 228H256V229H258ZM263 228H264V227H263ZM12 229H13V228H12ZM40 229H41V228H40ZM49 229H50V228H49ZM163 229H164V226H163ZM165 229H166V228H165ZM169 229H170V228H169ZM169 229L167 228L168 232H169ZM195 229H196V228H195ZM256 229H255V231H256ZM7 230H8V229H7ZM7 230L5 229V227H4V229H3L2 227L0 228V238L2 239V237H4V239L0 240V264H22V262H23V264H24V263H26V261H24L25 259L22 261L21 258L23 259L22 256H25V255H26L25 252H26V253H29V255H31L32 258L35 259V257H36V256H35V252H34L35 249H32L33 247H31V246H32L33 242L30 240V239H33V235L31 236L32 238L29 239V240L31 241V243H32V244L29 246V245H28V241L25 242L26 239L24 240V238H23V236H25L26 234H25V235H22V234H21V235H22L21 238H20L19 235H18L17 237H14V236H13V237L11 238V236H9V235H10V234L13 235V234H12V232H11V233H9L8 236H7V235H6V234H7V233H6ZM37 230H39V229H37ZM37 230H36V232H37ZM51 230H52V229H51ZM68 230H69V232H68ZM197 230H198V229H197ZM213 230H214V229H213ZM213 230H212V231H213ZM217 230H218V229H216V231H217ZM225 230H226V229H225ZM225 230H222L221 232H220V231H219V232L222 234V232L225 231ZM239 230H240V229H237V232H239ZM22 231H23V230H22ZM25 231H26V232H25ZM25 231H24L25 233H28L27 231H29V230L26 229ZM90 231H91V232H90ZM94 231H95V235L92 236V237H93V238H92L90 234H91V233L94 234ZM198 231H199V230H198ZM202 231H203V230H202ZM204 231H205V230H204ZM210 231H211V230H210ZM231 231H232V230H231ZM242 231H241V232H242ZM253 231H254V230H253ZM260 231H261V233L264 232L263 229H260ZM16 232H18V231H16ZM38 232H39V231H38ZM70 232H71V233H70ZM159 232H160V231H159ZM170 232H171V231H170ZM205 232H206V231H205ZM235 232H236V231H234L233 234H234V235L236 234L235 236H237V232H236V233H235ZM241 232H240V233H241ZM258 232H259V230H258ZM39 233H40V235H41V232H39ZM54 233H53L52 236L55 235ZM201 233H202V232H200V234H201ZM215 233H216V232L214 231V234H215ZM217 233H218V231H217ZM217 233H216V234H217ZM229 233H230V231H229ZM242 233H243V232H242ZM252 233H253V232H252ZM252 233H251V234H252ZM254 233H256V232H254ZM23 234H24V233H23ZM28 234H30V235L32 234V228H31V233H28ZM37 234H38V233H36V236H37ZM120 234H119V235H120ZM163 234H164V233H163ZM171 234H172V233H171ZM198 234H199V232H198ZM203 234H204V233H203ZM214 234H213V235H214ZM224 234H225V233H224ZM226 234H228V233H226ZM226 234H225V235H226ZM249 234H250V233H249ZM251 234H250V236H251ZM256 234H257V233H256ZM14 235H15V231H14ZM168 235L170 236V234H168ZM175 235H176V233H175ZM201 235H202V234H201ZM225 235H223V236H225ZM230 235H231V234H230ZM244 235H245V234H244ZM254 235H255V234H254ZM261 235H262V234H261ZM1 236H2V237H1ZM15 236H16V235H15ZM27 236H28V235H27ZM164 236H165V239H166V236H167V235H164ZM173 236H174V234H173ZM196 236H197V235H196ZM199 236H200V235H199ZM207 236H208V235H207ZM210 236H211V235H210ZM215 236H217V235H215ZM239 236H241V234H239ZM239 236H238V238H240ZM9 237H10V238H9ZM38 237H39L40 239L43 238L42 236H41L42 238H41L40 236H38ZM50 237H51V234H50ZM202 237H203V236H202ZM213 237H214V236H213ZM217 237H218V238H217ZM217 237H216V238L214 237L216 240L212 241L211 243H213V242H215V241H216V243H217V239H219L220 236L218 235ZM221 237H222V236H221ZM228 237H229V236H227V238H228ZM251 237H253V235H252ZM255 237H258V236L255 235L254 238H255ZM262 237H264V235H263ZM262 237L260 236L259 239L256 238L257 241L254 240L255 242H253V241L251 240V239H253V238L250 239V237H248V236L246 237V239H245L246 241H244V242H246V244H247V246H248L247 249L253 251L252 254L256 253L255 250H258V247L256 248V246H255V244H256V245H257V243L259 244V241H258V240H260V241L262 240V242H261L259 248H263V247H264V246L261 247V245L263 244V241H264V239H261ZM28 238H29V237H28ZM28 238H27V239H28ZM39 238H38V241H39ZM120 238H121V235H120ZM168 238H169V237H168ZM170 238H171V237H170ZM211 238H212V237H211ZM222 238H223V237H222ZM224 238H225V240L223 239V240H220V241H221V242L227 241V243H228V239H226V237H224ZM233 238H235V237H233ZM236 238H237V237H236ZM236 238H235V241H236V240H239V239H236ZM242 238H243V237H242ZM242 238H240V239L242 240ZM8 239H10V240L8 241ZM173 239H174V238H173ZM197 239H199L198 236H197ZM200 239H201V241L203 240V238H201V237H200ZM204 239H205V238H204ZM34 240H35V239H34ZM42 240H43V239H42ZM120 240H121V239H120ZM180 240H179V241H180ZM192 240H193V241H192ZM206 240H207V239H206ZM30 241H29V243H30ZM45 241H46V240H45ZM92 241H93V242H92ZM118 241H119V240H118ZM169 241H170V240H169ZM169 241H168V242H169ZM171 241H172V240H171ZM182 241H181V242H182ZM198 241H199V240H198ZM198 241H197V243H199ZM203 241H204V240H203ZM218 241H219V240H218ZM230 241H231V240H230ZM230 241H229V242H230ZM232 241H233V240H232ZM235 241H234V242H235ZM90 242H92V243H90ZM113 242H115V243H116L117 245H119V246H117L118 248L116 247V249H115L114 251H112V250L110 251V247H111L112 245H114V247H115V244H113ZM119 242H120V241H119ZM194 242H196V241H194ZM194 242H193V243H194ZM205 242H206V241H205ZM205 242H201L200 244L205 243ZM209 242H210V240H209ZM209 242L207 241L206 244L209 243ZM234 242H233V243H234ZM239 242H240V241H239ZM25 243H27V247H28L27 249H29V252H27V250H26V244H25ZM35 243H34V245H36ZM44 243H45V242H44ZM175 243H176V242H175ZM197 243H196V244H197ZM211 243H209V244H211ZM216 243H215L214 245H217ZM42 244H43V241H42ZM181 244H182V243H181ZM184 244H183V245H184ZM194 244H195V243H194ZM196 244H195V246H196ZM206 244H205V246L208 245V244H207V245H206ZM218 244H219V242H218ZM240 244H241V243H240ZM242 244H243V242H242ZM43 245H44V244H43ZM45 245H46V244H45ZM50 245H51V244H50ZM168 245H170V243H169ZM192 245H193V244H192ZM219 245H222V244L220 243ZM219 245H218V246H219ZM236 245H237V244H235L234 246H235V247H238V246H236ZM263 245H264V244H263ZM177 246H178V245H177ZM195 246L193 245V246H191V247L194 248ZM197 246H198V244H197ZM197 246H196V249H197ZM200 246H202V245H200ZM200 246L198 247V249L200 248ZM212 246H213V244H212ZM223 246H224V245H223ZM223 246H221V250H224V249H222ZM234 246H233V245L230 246V254H231V258H232V260L229 258V259H230V263H231V261H232V262H233L232 264H240L238 258H240L241 256L239 255L240 257H238V255H237V253H236L237 250H238V248H237V250H236ZM244 246H245V243H244ZM34 247H35V246H34ZM40 247H42V248H40ZM172 247H173V246H172ZM175 247H176V245L174 246V248H175ZM191 247L189 248L190 250L192 249ZM202 247H203V246H202ZM202 247H201V248H202ZM213 247H214V246H213ZM213 247H212V248H213ZM239 247H240V246H239ZM242 247H243V246H242ZM242 247H241V248H242ZM111 248L114 249L113 247H111ZM208 248H210L209 245H208ZM212 248H210V249L213 250V251H211V250H209V251H211V252H212V255H215V257L217 258V259H216V260H217L216 263H218V262L220 261L222 264H224V258L222 259V256H223L224 254L221 255L223 252L220 253V252L215 251V250H217V247H216V246L214 247L215 249H212ZM224 248H225V247H224ZM226 248H227V247H226ZM241 248H240V249H241ZM120 249H121V247H120ZM175 249H176V248H175ZM194 249H195V248H194ZM196 249L193 250V253H194L195 251H198V250H196ZM203 249H204V247H203ZM205 249H207V248H205ZM227 249H228V248H227ZM24 250H26V251L24 252V255H22V253H23ZM33 250H34V251H33ZM36 250H37V246H36ZM219 250H220V249H219ZM219 250H218V251H219ZM249 250H248V251H249ZM260 250H261V249H260ZM117 251H118V250H117ZM143 251H145V250H143ZM158 251H159V250H158ZM176 251H177V250H176ZM181 251H182V250H181ZM186 251H187V250H186ZM243 251H244V250H243ZM248 251H246V252H248ZM263 251H264V249H263ZM263 251H262V252H263ZM111 252H112L113 254L116 252V255L118 254L117 257L114 256V258H115V259H113L114 261H112V260L110 261V260H109V259H110V258H109V254H110ZM191 252H192V251H191ZM199 252L202 253L203 250L201 249V251H199ZM204 252H205V251H204ZM204 252H203V253H204ZM238 252H239V250H238ZM241 252H242V251H241ZM262 252H261V254H263ZM147 253H148V251H147ZM147 253H146V254H147ZM154 253H155V252H154ZM157 253H158V252H157ZM165 253H166V252H165ZM182 253H183V252H182ZM201 253H200V254H201ZM213 253H214V254H213ZM244 253H245V252H244ZM257 253L259 254V251H258ZM33 254H34V255H33ZM166 254H168V253H166ZM166 254H165V255H166ZM196 254H198V252H195V254H194V255H195V259L197 258V257H196ZM200 254H199V255H200ZM210 254H211V253H209V256L213 258L214 256H212V255H210ZM227 254H228V253H227ZM246 254H247V253H246ZM248 254H249V252H248ZM248 254H247V256H248ZM250 254H251V252H250ZM250 254H249V255H250ZM252 254H251V255H252ZM258 254H257V257H258L257 259H259ZM261 254H259V255H261ZM21 255H22V256H21ZM27 255H28V254H27ZM27 255H26V256H27ZM29 255H28V256H29ZM143 255H144V254H143ZM155 255H156V254H155ZM163 255H164V254H163ZM201 255H202V254H201ZM201 255H200V257H201ZM205 255L208 256L207 253H205ZM26 256H25V258H26ZM33 256H35V257H33ZM38 256H39V257H38ZM141 256H142V255H141ZM141 256H140V257H141ZM144 256H145V255H144ZM152 256H153V255H152ZM159 256H160V255H159ZM179 256H180V254H179ZM206 256L203 255V257H201V259H202V258L207 259ZM247 256H245V258H246ZM252 256H253V255H252ZM252 256H251V257H252ZM255 256H256V254H255ZM29 257H30V256H29ZM171 257H172V256H171ZM227 257H228V255H227ZM242 257H243V256H242ZM242 257H241V258H242ZM249 257H250V256H249ZM249 257H248V258H249ZM260 257H261V256H260ZM263 257H264V256H263ZM32 258L30 257L29 260H31ZM141 258L143 259V256H142ZM145 258H146V257H145ZM153 258H154V257H153ZM241 258H240V259H241ZM243 258H244V257H243ZM243 258H242V259H243ZM248 258H247V259H248ZM27 259H28V258H27ZM165 259H166V258H165ZM201 259L198 258V260L196 261V262H197L196 264H199L198 262H199ZM205 259H204L202 262H204ZM208 259L210 260L211 258L208 257ZM227 259H228V258H227ZM251 259H252V258H251ZM257 259H256V260H257ZM263 259H264V258H263ZM263 259H261V260H263ZM32 260H33V259H32ZM39 260H41L42 263H41V261H39ZM153 260H154V259H153ZM176 260H177V259H176ZM209 260H208V261H209ZM212 260H213V259H212ZM214 260H215V259H214ZM21 261H22V262H21ZM34 261H35V260H34ZM37 261H35L36 264L38 263ZM142 261H143V260H142ZM160 261H161V260H160ZM173 261H174V260H173ZM179 261H180V260H179ZM179 261H178V262H179ZM191 261H192V260H191ZM245 261H247V260H245ZM245 261H244V262H245ZM248 261H249V260H248ZM248 261H247V263L250 264ZM250 261L252 262V260H250ZM259 261H260V260H259ZM27 262H28V261H27ZM30 262H31V261H29V263H30ZM32 262H33V261H32ZM32 262H31V263H32ZM147 262H148V261H147ZM168 262H169V261H168ZM205 262H206V261H205ZM213 262H214V261H213ZM240 262H241V261H240ZM242 262H243V260H242ZM262 262H263V261H262ZM262 262H261V263H262ZM174 263H175V262H174ZM186 263H187V262H186ZM254 263H255V262H254ZM259 263H260V262H259ZM261 263H260V264H261ZM27 264H28V263H27ZM165 264H166V263H165ZM171 264H173V263H171ZM178 264H179V263H178ZM194 264H195V263H194ZM225 264H227V263H225ZM255 264H256V263H255ZM257 264H258V263H257ZM262 264H264V263H262Z\"/></svg>","mask_w":264,"mask_h":264},{"label":"crops","instance_id":"crops-1","mask_svg":"<svg viewBox=\"0 0 264 264\" xmlns=\"http://www.w3.org/2000/svg\"><path fill=\"white\" fill-rule=\"evenodd\" d=\"M18 32L16 27L0 32V46L6 52L2 72L50 73L55 71L56 65L62 66L63 71L69 70L73 60L66 47L60 46L57 52H51L34 34Z\"/></svg>","mask_w":264,"mask_h":264},{"label":"built area","instance_id":"built-area-1","mask_svg":"<svg viewBox=\"0 0 264 264\" xmlns=\"http://www.w3.org/2000/svg\"><path fill=\"white\" fill-rule=\"evenodd\" d=\"M52 88V81L48 78H41L34 87V94L37 98L46 95Z\"/></svg>","mask_w":264,"mask_h":264}]
</instances>
